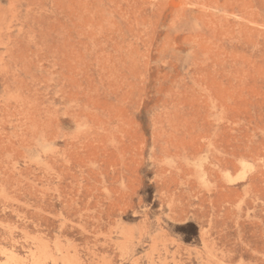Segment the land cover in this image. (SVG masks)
Instances as JSON below:
<instances>
[{
	"label": "rangeland",
	"instance_id": "1",
	"mask_svg": "<svg viewBox=\"0 0 264 264\" xmlns=\"http://www.w3.org/2000/svg\"><path fill=\"white\" fill-rule=\"evenodd\" d=\"M0 264H264V0H0Z\"/></svg>",
	"mask_w": 264,
	"mask_h": 264
},
{
	"label": "bare ground",
	"instance_id": "2",
	"mask_svg": "<svg viewBox=\"0 0 264 264\" xmlns=\"http://www.w3.org/2000/svg\"><path fill=\"white\" fill-rule=\"evenodd\" d=\"M11 255V254H10ZM5 256V255H4ZM12 256V255H11ZM11 259V258H10ZM13 260V259H12ZM15 261H16V259H15Z\"/></svg>",
	"mask_w": 264,
	"mask_h": 264
}]
</instances>
